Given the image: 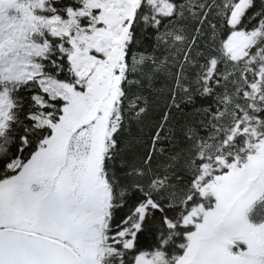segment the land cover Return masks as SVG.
I'll use <instances>...</instances> for the list:
<instances>
[{"label": "snow or ice", "instance_id": "snow-or-ice-1", "mask_svg": "<svg viewBox=\"0 0 264 264\" xmlns=\"http://www.w3.org/2000/svg\"><path fill=\"white\" fill-rule=\"evenodd\" d=\"M0 264H264V0H0Z\"/></svg>", "mask_w": 264, "mask_h": 264}]
</instances>
